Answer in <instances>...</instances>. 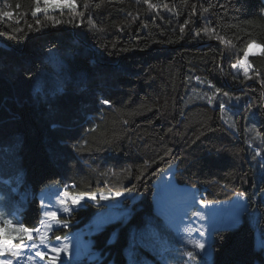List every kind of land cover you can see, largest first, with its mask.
<instances>
[{"label":"trees","instance_id":"trees-1","mask_svg":"<svg viewBox=\"0 0 264 264\" xmlns=\"http://www.w3.org/2000/svg\"><path fill=\"white\" fill-rule=\"evenodd\" d=\"M84 3L76 0L82 17L50 11L61 21L54 25L44 13L31 15L34 0H0V11L13 12L0 18V140L19 142L13 154L3 151L5 164L24 173L23 223L40 225L39 193L52 184L85 196L123 193L117 198L128 217L91 237L100 264H125L131 229L158 215L157 181L173 167L175 181L202 199L218 203L244 192L250 207L259 204L261 228L244 215L238 227L216 230L209 263L264 264L257 243L264 203L256 200L264 189L256 179L264 170V48L249 57L253 79L231 67L251 40L264 45V0H151L155 9L143 0ZM210 85L247 98L233 127L223 118L224 96ZM249 111L258 120L256 143L246 135ZM105 206L85 202L57 233L85 228Z\"/></svg>","mask_w":264,"mask_h":264},{"label":"rangeland","instance_id":"rangeland-1","mask_svg":"<svg viewBox=\"0 0 264 264\" xmlns=\"http://www.w3.org/2000/svg\"><path fill=\"white\" fill-rule=\"evenodd\" d=\"M262 51L263 48H253L252 52L254 55L250 56L261 54ZM53 64L57 70L62 66V62L55 56H53ZM239 70L243 76V69ZM238 96L241 98L239 101L230 100L227 97H223L222 99L223 118L231 127H233L235 112L245 105L247 99L242 95ZM246 123L247 138L256 143L258 141V120L253 111H249L246 115ZM17 135V132H12L10 137ZM18 143V141H11L10 138L0 140V211L4 212L20 213L22 206L27 202L29 197V193L21 189L24 173L10 168L9 164H5L6 155L4 151L13 154L17 149ZM3 148H6V150L3 151ZM256 179L257 182L264 180V170L256 173ZM49 188L51 192L46 187L39 193V199L43 201V206L41 203V220L44 219V211L48 209L57 211L59 221H67L66 218L70 213H64L62 206L58 203L59 196L63 194L65 189H61L56 184L49 185ZM183 188L190 190L191 193L183 192ZM194 192L196 193V197L191 196ZM99 194L101 193H95L97 199H99ZM45 195H49L51 200L47 201ZM200 199L198 189L188 186L183 187V185H179L175 181L173 167L163 172L157 181L155 193V210L158 215L147 216L144 226L133 227L131 229L129 243L124 251L126 257L125 264H194V262H189V258L186 255L188 251H195L187 243V240L200 239L199 233L195 229L200 228L201 225L208 232V235L205 237L208 245L207 250L205 253H201L206 258L211 253L212 236L210 237L209 235H213L216 230L238 227L244 215L247 216L248 222L254 228H261L259 204L250 207L247 198H237L235 195L230 200L214 203L207 209H204L199 204ZM256 200L264 203V189L257 194ZM87 201L89 200L82 201L81 205L84 206ZM99 203H105V208L98 211L91 222L83 229L59 234L57 233L58 230L67 227H63L58 222H52L49 232L50 243L53 246H58V244L66 240L71 245V256L62 254L58 264H100L101 256L93 248L92 234L110 223L127 218L129 210L122 205L119 198L108 201L101 200ZM73 207L74 209L80 208ZM198 210L205 213L207 216L206 220H199L193 215ZM189 228L192 229L191 233L187 230ZM57 236L61 237V241H56L55 238ZM257 243L259 247H264V238L258 235ZM165 252L167 255H165ZM28 255L34 256V250L24 249L18 264H33L32 261L27 260ZM169 258L173 262H168ZM34 259L36 260V264H41L38 258ZM42 263L45 264L43 261ZM14 264H17L15 259ZM198 264H201L200 261ZM203 264H206V261Z\"/></svg>","mask_w":264,"mask_h":264},{"label":"snow or ice","instance_id":"snow-or-ice-1","mask_svg":"<svg viewBox=\"0 0 264 264\" xmlns=\"http://www.w3.org/2000/svg\"><path fill=\"white\" fill-rule=\"evenodd\" d=\"M149 9H155L156 5L151 3V0H143ZM187 3V0H185ZM35 7L33 8L31 15L36 17L38 13H44L46 19L51 20L53 24H59L61 21L56 20L54 16H50L49 12L60 11L63 13L64 9L72 10L75 13V16H83V12H76L77 4L76 0H34ZM43 5V6H41ZM101 5L97 4L95 7L99 8ZM19 7V5H17ZM89 7V0H85L84 8L87 9ZM165 7H167L165 5ZM204 8L203 11L205 13L209 12L210 8ZM0 18H8L11 20L13 18L12 11H0ZM75 18V17H74ZM73 18V19H74ZM135 19V18H133ZM69 23H72L73 20H69ZM191 21H185V25L190 23ZM36 25H41V21L39 19L36 20ZM182 25L180 31H184V26ZM30 29L32 25L28 26ZM91 27H96L95 25H91ZM39 31V28L35 29ZM14 31H21L20 29H14ZM103 31V29H100ZM206 32H215V29H205ZM199 35V33H197ZM221 43L231 45V40H225L222 36L216 37ZM106 47V45H103ZM115 47V45H113ZM253 48H264V45L257 44L256 40H251L243 51L242 57L238 60L237 63L231 65L234 69H243V76L245 80L253 79V76L249 74V69L251 65L248 63L249 56L254 55L252 52ZM264 54V53H262ZM259 73H256L257 79H259ZM243 83V81H241ZM261 86H264V79L260 80ZM210 87L215 88V93L222 94L224 97L228 99L239 101L241 98L239 96L232 97L228 92H221L220 88H216L215 85H210ZM212 102V99H209V103ZM104 105H111V101L109 99H104L101 101ZM221 110L223 111V106H221ZM126 123V121H125ZM90 131H95V129H90ZM255 155H260V153H256ZM75 187V185H73ZM123 195V193L116 192L115 194H99V199H97V195L92 194L89 196H85L83 194H71L67 188H65L62 195L59 196L58 203L62 206L64 213H71L74 210V207H81V202L84 200L94 201L99 203L101 200L108 201L110 199H115L119 196ZM246 193L237 192V198H246ZM43 206V201H41ZM216 203L215 201H207L205 199H200L199 204L203 206L204 209L209 208L211 205ZM193 215L199 220H206L207 216L203 211H196ZM44 219L40 221V225L38 227L29 228L27 227L21 218V214L19 212H4L0 211V264H14V259L17 261L21 259V253L24 249L34 250V256L28 255L27 260L32 261L33 264H36V260L34 258H38L39 261H47V264H58L61 260V256H71V245L65 240L63 243L58 244V246H53L49 241V232L52 227V222H58L63 227L68 226V222L66 220L59 221L57 211H51L46 209L43 213ZM190 233L192 231L191 228L187 229ZM197 233H199L200 239H188L187 243L192 246L195 251H188L186 253L189 258V262H194V264H198L199 256L201 253H205L207 250V241L205 237L208 235L207 229L201 225L200 228L195 229ZM56 241H61V237H56ZM18 241V242H16ZM7 257V258H5Z\"/></svg>","mask_w":264,"mask_h":264},{"label":"crops","instance_id":"crops-1","mask_svg":"<svg viewBox=\"0 0 264 264\" xmlns=\"http://www.w3.org/2000/svg\"><path fill=\"white\" fill-rule=\"evenodd\" d=\"M179 187V186H178ZM183 187H185V186H183ZM180 188V187H179ZM182 188V187H181ZM47 189L50 191V188H49V186L47 187ZM186 188H183V192H185V193H188V194H190L191 192H190V190H185ZM51 192V191H50ZM191 196H194V197H196V193L194 192L193 193V195H191ZM199 197L202 199V197H203V195L202 194H199ZM45 199L47 200V201H50L51 200V197L48 195H45ZM210 237L212 236V234H210L209 235ZM262 238H264V235H262L261 236ZM210 251H211V253H210V255H209V257L208 258H206L204 255H202V254H200V256H199V261H206V263H209L211 260H212V243H211V249H210ZM167 252V251H166ZM165 252V255H167V253ZM39 262H41V261H39ZM45 264H47V261H43ZM168 262H173L172 261V259L171 258H169L168 259ZM41 264H43L42 262H41Z\"/></svg>","mask_w":264,"mask_h":264},{"label":"water","instance_id":"water-1","mask_svg":"<svg viewBox=\"0 0 264 264\" xmlns=\"http://www.w3.org/2000/svg\"><path fill=\"white\" fill-rule=\"evenodd\" d=\"M73 33H74V36L79 40V41H81L79 38H78V36L76 35V33L73 31ZM85 45L87 46V47H90L88 44H86L85 43Z\"/></svg>","mask_w":264,"mask_h":264}]
</instances>
